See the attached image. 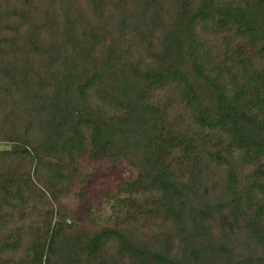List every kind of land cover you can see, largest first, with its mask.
<instances>
[{
    "label": "trees",
    "instance_id": "16d2710c",
    "mask_svg": "<svg viewBox=\"0 0 264 264\" xmlns=\"http://www.w3.org/2000/svg\"><path fill=\"white\" fill-rule=\"evenodd\" d=\"M3 143L0 264H264V0H0Z\"/></svg>",
    "mask_w": 264,
    "mask_h": 264
},
{
    "label": "rangeland",
    "instance_id": "374dc122",
    "mask_svg": "<svg viewBox=\"0 0 264 264\" xmlns=\"http://www.w3.org/2000/svg\"><path fill=\"white\" fill-rule=\"evenodd\" d=\"M13 148L12 144H1L0 149H8ZM81 165L82 171L87 172L91 171L95 166V163L84 158L79 161ZM104 167L106 165L103 164ZM107 168V167H106ZM122 176V172L117 168H112L109 172H105L100 176H96L91 179L86 186L85 197L79 201L76 199L75 193L78 191V188L75 187L72 192H64V194H58L57 200L58 202L52 201L54 212H61L70 214L71 212H75V218L78 221H83L86 216V210L88 207L96 206L100 200V197L106 189L110 186V184L116 179V177ZM42 209V211H44ZM54 221L56 218L54 217Z\"/></svg>",
    "mask_w": 264,
    "mask_h": 264
}]
</instances>
